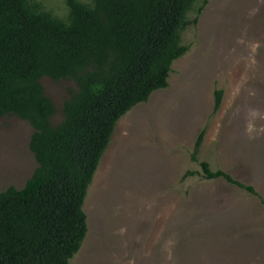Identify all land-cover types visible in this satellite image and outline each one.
Returning a JSON list of instances; mask_svg holds the SVG:
<instances>
[{
	"label": "rangeland",
	"instance_id": "rangeland-1",
	"mask_svg": "<svg viewBox=\"0 0 264 264\" xmlns=\"http://www.w3.org/2000/svg\"><path fill=\"white\" fill-rule=\"evenodd\" d=\"M45 5L66 11L64 0ZM181 39L190 48L173 62L168 86L115 125L84 200L88 231L69 264H264V0H208ZM42 83L56 123L68 83ZM216 89L223 96L213 113ZM31 133L26 120L0 117V190L31 175ZM199 161L260 197L222 177L183 178Z\"/></svg>",
	"mask_w": 264,
	"mask_h": 264
},
{
	"label": "trees",
	"instance_id": "trees-1",
	"mask_svg": "<svg viewBox=\"0 0 264 264\" xmlns=\"http://www.w3.org/2000/svg\"><path fill=\"white\" fill-rule=\"evenodd\" d=\"M197 1L64 0L59 15L45 0H0V117L30 124L36 162L21 188L0 190V264H69L78 252L88 231L84 200L115 125L168 86L173 62L190 48L181 34L208 2ZM44 77L68 83L56 123ZM222 96L214 91L213 113ZM199 165L183 178L222 177L260 197L230 173Z\"/></svg>",
	"mask_w": 264,
	"mask_h": 264
}]
</instances>
